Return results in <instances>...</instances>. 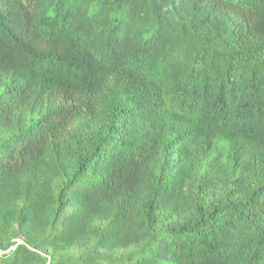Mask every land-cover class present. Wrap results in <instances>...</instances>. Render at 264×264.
I'll return each instance as SVG.
<instances>
[{"label":"trees","instance_id":"obj_1","mask_svg":"<svg viewBox=\"0 0 264 264\" xmlns=\"http://www.w3.org/2000/svg\"><path fill=\"white\" fill-rule=\"evenodd\" d=\"M0 264H264V0H0Z\"/></svg>","mask_w":264,"mask_h":264}]
</instances>
